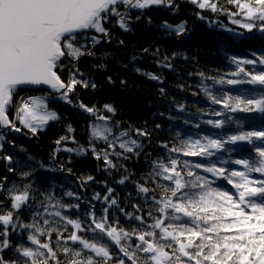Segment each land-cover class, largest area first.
<instances>
[{"label": "trees", "instance_id": "trees-1", "mask_svg": "<svg viewBox=\"0 0 264 264\" xmlns=\"http://www.w3.org/2000/svg\"><path fill=\"white\" fill-rule=\"evenodd\" d=\"M211 2L222 10L213 12L208 8L199 9L190 0H172L171 7L152 5L146 9H130L129 19L126 20L127 31L118 26L116 17H112L105 24L109 31L108 37L99 35L100 42L95 46L90 41L81 40L82 43H87L88 50L93 55H83L71 64L69 60H64L66 67L59 72L62 79L68 80L69 68L74 65L83 74L82 77L78 74V78L96 85L94 89L91 86L84 88L77 85L75 91L69 93L71 103L60 99L59 95H47L43 90H19L14 95V106L8 110L10 119H14L13 110L19 98L32 95L45 97L48 107L59 118L50 121L36 134L20 125L19 121L17 127L21 130L17 133L0 130V186H6L0 187V214L10 208L8 190L14 189L15 194L24 191L25 185H29V200L19 212V222L35 225L34 228H22L18 224L15 232H10L8 239L12 248L5 249L2 253L5 259L31 264V258H25L15 251L21 245L34 252L47 254L46 249L28 240V235L31 234L41 243H48L56 253L55 259L47 255L35 257L38 264L45 259H48V264H57V261L59 264H68L72 257L65 255L62 248L67 246L79 250L82 245L66 240L76 230L71 225L65 230L64 221L55 215L58 211L61 216L80 220L85 231H78L77 234L90 242H94L93 233L88 230L94 227L91 223L92 213L98 221L106 215L107 224L118 231L124 230L129 234L133 230L137 233L143 229L151 231L147 226L154 222L153 218H161L157 211L159 206L152 197L159 200L164 195L163 190L156 187L154 180L149 179L154 163L157 162L168 165L171 159H177V170L181 172L183 182H196V177L200 176L207 178L213 188L235 193V189L224 177H214L194 165L215 164L223 167L226 174L232 170L244 171L242 165L234 163L235 160H259L258 155L251 151L250 145L243 142L236 145L225 144V148L221 150L209 149L214 153L212 156H184L183 150H190L186 148L180 152L170 151L196 140L204 144L205 137L226 139L239 130L264 128V115L231 113L222 104L212 102L211 97L224 99L226 96L260 95L259 86L247 83L230 85L226 81L249 79L243 73L233 75L241 67L250 73L264 69V65L259 63H237L264 57V33L258 30L260 21L246 20L235 3L229 4L228 0ZM120 10L123 11L122 6ZM234 20L239 23H233ZM248 22L256 24L257 28L248 32L241 27L242 23ZM181 27L183 30L177 31ZM92 35L97 34L93 32ZM153 76L156 79H152ZM221 80L225 83H220ZM80 102L89 107L95 106L97 114L84 112L79 107ZM105 104L111 105L115 111L107 112L103 107ZM216 112L223 115L217 116ZM98 116L108 119L101 120ZM228 116L233 119L223 128H215L208 123L210 120H224ZM69 125L73 129L71 133L67 131ZM94 126H98L101 133H104L105 128H111L109 141L122 131L128 132L129 136L121 139H135L141 145L136 150L139 155L136 151L126 153L120 149V140L116 141L115 152L122 155L111 154L113 149L103 139L92 136ZM135 129H141L150 135L138 136ZM62 136H69L71 139L56 144ZM93 145L101 156L103 150H107L111 154L109 159L116 167L110 168L103 159L97 160L92 152ZM65 148L74 151H65ZM9 156L12 158L11 162L7 159ZM125 156L128 158L125 159ZM184 161H188L192 167L184 168ZM189 170L193 175L187 174ZM24 173L29 175L25 176ZM89 176L93 179L87 180ZM249 176L257 180L264 178L255 172L249 173ZM122 179L123 184L119 183ZM159 183L167 185L170 182L159 180ZM138 185L148 187L149 193L140 192ZM108 189H112V192L109 193ZM187 190L192 193L200 191L199 188ZM69 192L73 195L69 196ZM97 195L99 199L95 198ZM105 196L109 197L108 201H105ZM111 199L116 200L115 205L110 203ZM61 205L73 207L64 208ZM75 205L79 207L76 208ZM105 209L108 210L107 213L104 212ZM149 212L151 216L148 215ZM137 216L143 218V225L135 219ZM45 220L49 223L45 224ZM224 222H230V218ZM159 231L155 230L156 240L166 244L167 241L160 240ZM58 232L63 234L60 240L57 239ZM220 234L231 233L221 230ZM146 239L152 240V237ZM103 242L109 244L113 257L108 264H118L123 253L119 252L110 238L105 236L101 243ZM121 243L130 245L129 250L136 252L137 264H149L146 260L148 254L135 249V245L139 243L136 236L130 235V239L122 240ZM165 250L170 255L173 253L171 248L166 247ZM84 253L94 255L88 250H84ZM123 258L125 264H131L126 257ZM182 260L186 261L187 258L182 257Z\"/></svg>", "mask_w": 264, "mask_h": 264}, {"label": "snow or ice", "instance_id": "snow-or-ice-1", "mask_svg": "<svg viewBox=\"0 0 264 264\" xmlns=\"http://www.w3.org/2000/svg\"><path fill=\"white\" fill-rule=\"evenodd\" d=\"M191 3L198 6L199 9H211L213 12L222 10L211 0H190ZM229 4L235 3L248 21H260L258 30L264 33V0H252V2L241 3L240 0H228ZM152 5L172 6V0H0V126L10 128L16 132L21 129L16 126L13 120L9 119L8 110L13 107V97L23 87L38 88L47 86L52 92L58 93L59 98L65 102L71 103L69 93L75 91L77 85L84 88L96 87L94 82L85 81L82 73L74 65L69 68L70 75L67 81L61 78L59 74L66 65L64 60L78 61L83 55H93L88 50L87 43L81 40L90 41L93 46L100 42L99 35L109 36V31L105 24L109 23L112 17L117 18V24L121 29L127 31L126 20L129 19L128 11L130 9H146ZM123 6L124 11L120 8ZM237 13H232L236 15ZM239 23V21H233ZM241 27L252 32L257 25L248 22L242 23ZM179 28L177 31H182ZM97 35H92V33ZM121 43H123L121 41ZM243 64H262L264 57L258 60L237 61ZM74 69V70H73ZM243 73L249 79H229L226 82L230 85L247 83L259 86L260 95L252 96H226L224 99L211 97L212 102L222 104L228 112L236 113H259L264 115V69L257 73L245 72L241 67L239 72L233 73L239 76ZM111 79V78H109ZM152 79H156L155 76ZM220 83H225L221 80ZM15 120L28 129L32 134L43 130L44 126L50 121H55L59 117L56 112L48 109L47 102L43 97L30 96L20 97L19 104L15 105ZM79 107L86 113L96 115L98 109L95 106L89 107L83 102ZM104 109L107 112H114L115 109L105 104ZM217 116L223 115L221 112L215 113ZM98 119L106 120L107 117L98 116ZM228 116L224 120L208 121L215 128H223L225 124L232 121ZM238 123V122H237ZM67 131H73L71 125ZM138 136L150 135L141 129H135ZM107 133V134H105ZM112 133L111 128H105L104 133L99 131L98 126L92 129V136L96 139H103L109 148L113 149L114 155L120 156L122 153L115 152L116 141L120 140L119 148L126 153H133L141 147L135 139L121 138L129 136L128 132L122 131L109 141L108 134ZM71 139L69 136H62L56 141L60 144L62 141ZM206 143L202 144L200 140L186 143L182 148H173L171 152H180L183 149L184 156H212L213 152L209 149L221 150L225 144L236 145L243 142L251 146L259 160L237 159L234 161L237 165H242L244 171L232 170L226 174L223 167H217L215 164L204 166L196 163L194 167L203 168L204 172L211 173L214 177H224L235 189V193H229L227 190L211 187V182L207 178L196 177V182H183L181 172L177 170L178 160L171 159L170 164L154 163L152 173L149 179H153L156 187L163 190L164 195L159 200L152 197L159 206L157 211L161 218H153L154 222L147 226L151 231L143 229L140 232L133 230L131 234L124 230H117L107 224V216L101 220L92 216L90 227L93 233V241L82 238L77 234L78 231H85L82 223L78 219H70L67 216H61L58 211L56 216L64 221L65 230L71 225L76 231H72L66 240L73 244L82 245V249L76 250L70 247H63L65 255L72 258L68 264H108L112 260V254L109 251L107 242L101 243L104 237L110 238L123 253V257L131 261V264H137L136 252L130 251V245L125 246L122 240L130 239V235L136 236L139 243L135 245L136 251L148 254L146 260L149 264H264V178L259 180L250 178L249 173H260L264 177V128L260 130L243 131L239 130L230 134L226 139L205 137ZM257 141L259 143H257ZM167 147V145H165ZM65 151H74L71 148H65ZM82 151V150H81ZM92 152L97 160L103 159L104 163L115 168L111 155L107 150H103V156L97 152L95 146H92ZM139 155V152L136 151ZM125 159L128 157L125 156ZM9 162L12 158L7 157ZM226 163V162H225ZM183 167L190 169L192 165L188 161L183 162ZM9 170H12L11 168ZM189 176L193 173L189 170ZM25 176L29 175L24 173ZM91 176L87 180H92ZM126 179V178H125ZM159 180L169 181L167 185L159 183ZM119 183L123 184L124 180ZM6 187V186H0ZM29 185H25L24 191L14 193V189H9L10 208L0 214V264H27V261L8 260L2 254L5 249L12 248L8 239L10 232H15L17 225L22 228H34L33 224H22L19 222V212L22 206L29 200ZM139 191L149 193L150 189L143 185H138ZM190 188H199L200 191L192 193ZM152 191H155L153 189ZM111 193L112 189H108ZM170 193V195H168ZM69 196L73 193L69 192ZM99 199V195L95 197ZM109 200L108 196L104 197ZM112 205L116 204L115 199H111ZM64 208H71L73 205H61ZM74 207L78 208L79 205ZM250 209V211H247ZM171 210V211H169ZM107 209L104 210L107 213ZM151 216V212L148 214ZM230 218V222L225 220ZM144 224L142 217H135ZM165 221H168L166 224ZM215 221V223H209ZM45 224L49 223L47 220ZM156 229H159L161 241H167L166 244L156 240ZM39 231V229H37ZM221 230L227 235H221ZM214 234V235H213ZM62 233L57 234V239L62 238ZM51 236V232H49ZM152 237V240L146 239ZM183 238V239H182ZM28 240L33 244H38L40 248L46 249L47 254L43 252H34L31 248L20 246L15 251L25 258H31V264H38L35 259L37 256L47 255L51 259L56 258V253L48 243H41L34 235L29 234ZM173 249L170 255L165 248ZM84 250H88L94 255H86ZM176 253H179L176 255ZM175 255V260H173ZM120 257L118 264H125V259ZM182 257L187 260L183 261ZM99 258V259H97ZM39 264H48V259L39 261ZM59 264V261H57Z\"/></svg>", "mask_w": 264, "mask_h": 264}, {"label": "water", "instance_id": "water-1", "mask_svg": "<svg viewBox=\"0 0 264 264\" xmlns=\"http://www.w3.org/2000/svg\"><path fill=\"white\" fill-rule=\"evenodd\" d=\"M20 90H27V91H38V90H44L46 91L47 93H50L51 90L47 88V86H40L38 88H29V87H23L21 88ZM51 94L53 95H59L58 93H54L52 92ZM0 130L2 132H15L14 130H11L10 128H6V127H3V126H0Z\"/></svg>", "mask_w": 264, "mask_h": 264}, {"label": "rangeland", "instance_id": "rangeland-1", "mask_svg": "<svg viewBox=\"0 0 264 264\" xmlns=\"http://www.w3.org/2000/svg\"><path fill=\"white\" fill-rule=\"evenodd\" d=\"M32 96H37V97H41V96H39V95H32ZM43 98H45V97H43ZM45 100H46V102H47V99L45 98ZM48 109L50 110V111H53V110H51L49 107H48ZM13 114H14V122L16 123V126H17V120H15V111L13 110Z\"/></svg>", "mask_w": 264, "mask_h": 264}, {"label": "built area", "instance_id": "built-area-1", "mask_svg": "<svg viewBox=\"0 0 264 264\" xmlns=\"http://www.w3.org/2000/svg\"><path fill=\"white\" fill-rule=\"evenodd\" d=\"M123 11H124V8H123Z\"/></svg>", "mask_w": 264, "mask_h": 264}]
</instances>
